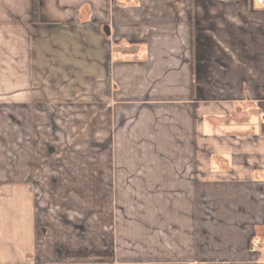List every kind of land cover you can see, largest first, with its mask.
Returning <instances> with one entry per match:
<instances>
[{"label":"crops","instance_id":"obj_1","mask_svg":"<svg viewBox=\"0 0 264 264\" xmlns=\"http://www.w3.org/2000/svg\"><path fill=\"white\" fill-rule=\"evenodd\" d=\"M261 102L257 0H0V264H264Z\"/></svg>","mask_w":264,"mask_h":264},{"label":"rangeland","instance_id":"obj_2","mask_svg":"<svg viewBox=\"0 0 264 264\" xmlns=\"http://www.w3.org/2000/svg\"><path fill=\"white\" fill-rule=\"evenodd\" d=\"M46 179H48V176L43 177V184H48L47 182L44 181ZM50 194H53V193H51V192H47V193L46 192H42V195L44 197H46L47 199H49L48 196ZM43 225L46 226L45 224H43ZM41 251H42L41 264H57L59 262V259L57 257L61 256V255L58 252H56L57 255L55 253H50V239L48 237V233L46 232V230H45V232L43 234V237L41 239ZM89 254H90V258L92 260H94V264H119L117 260L106 259L104 257L102 258L101 256L96 255L92 251H90ZM31 260H33V259H31ZM63 264H65V263H63Z\"/></svg>","mask_w":264,"mask_h":264},{"label":"trees","instance_id":"obj_3","mask_svg":"<svg viewBox=\"0 0 264 264\" xmlns=\"http://www.w3.org/2000/svg\"><path fill=\"white\" fill-rule=\"evenodd\" d=\"M37 5H38V0H35V9L37 8ZM259 106L261 107L263 111V118H264V102L259 103ZM263 130H264V123H263ZM258 246H261L264 248V239L252 238L251 247L256 248Z\"/></svg>","mask_w":264,"mask_h":264},{"label":"built area","instance_id":"obj_4","mask_svg":"<svg viewBox=\"0 0 264 264\" xmlns=\"http://www.w3.org/2000/svg\"><path fill=\"white\" fill-rule=\"evenodd\" d=\"M257 3H258L259 5L264 6V0H257Z\"/></svg>","mask_w":264,"mask_h":264}]
</instances>
